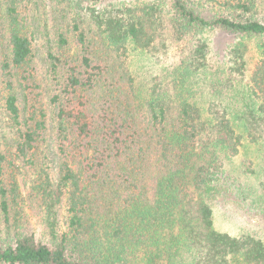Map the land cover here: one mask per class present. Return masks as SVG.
I'll return each mask as SVG.
<instances>
[{
  "label": "trees",
  "instance_id": "1",
  "mask_svg": "<svg viewBox=\"0 0 264 264\" xmlns=\"http://www.w3.org/2000/svg\"><path fill=\"white\" fill-rule=\"evenodd\" d=\"M0 90V264H264L215 227L264 142V0H0Z\"/></svg>",
  "mask_w": 264,
  "mask_h": 264
},
{
  "label": "rangeland",
  "instance_id": "2",
  "mask_svg": "<svg viewBox=\"0 0 264 264\" xmlns=\"http://www.w3.org/2000/svg\"><path fill=\"white\" fill-rule=\"evenodd\" d=\"M217 2L220 4L222 0H217ZM148 60L145 61L140 57L131 55V62L132 64L134 62L136 67L138 85H141L145 91L150 88L152 77L160 73V67L156 64V60L150 58ZM0 94H2L1 90ZM3 126L4 117L0 113V129ZM230 162L225 168L224 178L229 181L228 192H231L233 197L227 198V201L215 207V227L235 236L243 233L256 234L257 237L264 240L263 217L248 215V208L251 205L241 203L237 196L240 190L245 187L250 189V193L253 195V191L264 184V142L248 145L246 150L244 149L240 155ZM19 185L23 193L26 187L21 179ZM254 206L259 208V203L254 204ZM32 222L35 228L40 230V225L37 224L35 218L32 219Z\"/></svg>",
  "mask_w": 264,
  "mask_h": 264
}]
</instances>
